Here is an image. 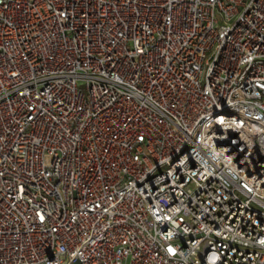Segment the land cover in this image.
Listing matches in <instances>:
<instances>
[{"label": "built area", "instance_id": "2783aa9c", "mask_svg": "<svg viewBox=\"0 0 264 264\" xmlns=\"http://www.w3.org/2000/svg\"><path fill=\"white\" fill-rule=\"evenodd\" d=\"M0 264H264V0H0Z\"/></svg>", "mask_w": 264, "mask_h": 264}]
</instances>
